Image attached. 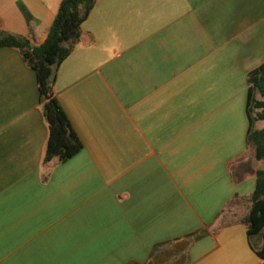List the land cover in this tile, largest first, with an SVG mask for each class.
<instances>
[{"label":"crops","instance_id":"0c3cea01","mask_svg":"<svg viewBox=\"0 0 264 264\" xmlns=\"http://www.w3.org/2000/svg\"><path fill=\"white\" fill-rule=\"evenodd\" d=\"M60 3L0 0V29L41 44ZM82 30L54 85L84 143L64 162H44L36 71L0 47V264H260L244 223L214 228L264 170V0H97Z\"/></svg>","mask_w":264,"mask_h":264},{"label":"trees","instance_id":"16d2710c","mask_svg":"<svg viewBox=\"0 0 264 264\" xmlns=\"http://www.w3.org/2000/svg\"><path fill=\"white\" fill-rule=\"evenodd\" d=\"M97 0H61L58 12L41 44H32L24 35L0 29V47H15L36 71L40 92V107L48 125L44 162L57 159L64 162L83 147L84 143L55 92V80L61 63L80 41L82 23ZM247 113L248 147L255 150L258 159H264V62L248 74ZM256 186L249 196H236L217 216L214 233L224 226L241 222L247 226L249 243L264 264V170L257 171ZM240 206L246 213L233 220L232 207ZM259 241V243H258Z\"/></svg>","mask_w":264,"mask_h":264},{"label":"rangeland","instance_id":"374dc122","mask_svg":"<svg viewBox=\"0 0 264 264\" xmlns=\"http://www.w3.org/2000/svg\"><path fill=\"white\" fill-rule=\"evenodd\" d=\"M241 212L244 213V212H246V210H243V211L241 210Z\"/></svg>","mask_w":264,"mask_h":264}]
</instances>
